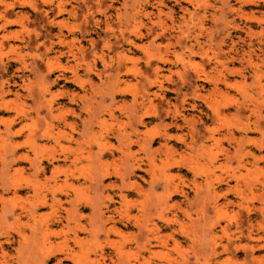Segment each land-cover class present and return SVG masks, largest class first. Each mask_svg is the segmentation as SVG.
Here are the masks:
<instances>
[{"label": "rangeland", "instance_id": "1", "mask_svg": "<svg viewBox=\"0 0 264 264\" xmlns=\"http://www.w3.org/2000/svg\"><path fill=\"white\" fill-rule=\"evenodd\" d=\"M51 1L66 13L7 0L9 20H30L0 31L20 32L0 47V94L10 87V117L23 123L14 131H64L60 147L37 141L41 155L55 147L59 157H43L44 175L13 161L25 149L0 162L11 183L37 185L50 205L36 223L27 212L37 193L4 195L0 264H264V148L246 130L257 121L264 132V0ZM145 88L156 116L138 124L145 109L131 92ZM65 180L70 197L62 190L55 202L51 190Z\"/></svg>", "mask_w": 264, "mask_h": 264}, {"label": "bare ground", "instance_id": "2", "mask_svg": "<svg viewBox=\"0 0 264 264\" xmlns=\"http://www.w3.org/2000/svg\"><path fill=\"white\" fill-rule=\"evenodd\" d=\"M248 2H250V1L248 0L247 3ZM45 3H50L49 6H48L49 8L51 6H55L56 8H54V9H56L58 15H62L64 13H66V11H67L66 7H65V4L63 2H58L56 4V3H54L51 0H45ZM0 6H3V10L0 11V21L2 23V25L0 26V31H5L6 32L9 28H11L13 26H18V27H20L21 30H26V27H27L26 21L30 20V17L24 18V17L18 16L16 14V20L15 21H11V20H9L7 18L8 15H10V11L9 10L14 11L16 9L15 8V3H13V2L7 3V0H0ZM26 6H29L31 9H33V11L38 10L36 8V6L34 4H32V3H29V2L21 3V8H25ZM24 19H26V21ZM134 20H137V18L136 19L134 18ZM58 24L60 26H62L65 23L61 22V23H58ZM18 32L19 31H17L15 33H11L10 32L8 34H4L3 36H0V47H2L5 44L6 41L10 42L11 39H15V38L19 39ZM22 40H24V38ZM19 60H20V62H19L20 65H22L25 69H27L28 66L26 64V60L24 59V57L23 56H19ZM0 61H3V57H2L1 54H0ZM55 67H54V65L52 63V60L48 59V61H47V70H48L49 74H52L54 72V70L56 69ZM58 69H60V71L62 72V77L65 80L69 81V78H67L66 75H65V72H67L68 68H66V67H61L60 68V67H58ZM71 74H72V77L70 79L72 80V82H75V83L79 82L78 72L73 69V71H71ZM57 81L58 80L56 79L54 81V83H56ZM43 89L46 90L45 87H43ZM6 93L7 94L10 93V87H8V91L7 92H5L4 87H3L2 88V93L0 94V114H2L4 116L8 115L7 118H0V124L3 125L4 130H5L4 131L5 133H2L1 129H0V162L2 163V165L4 167V161L6 160L8 153H11L12 156H16V154L20 150L25 149V150H27L26 154L23 155V156L18 157L17 159L15 158L13 161L16 164L27 162V163L30 164L31 167H33L37 177H39L41 175H44L45 172H46V168L43 167V157L44 156H45V159L47 160L48 163L52 164V162L59 161V157H57V155H56L57 154V148H55V147H60L59 139L62 137V134H63L62 133L63 130L60 129L61 128L60 127L61 124H59L58 127H56L57 128L56 130L60 129L58 132H55L56 130L54 128V125H50V124H47V127L40 131L41 133L38 131V129H36V128L32 129L28 125H24L22 127L20 126L19 129L14 131L15 127L18 124L22 123V122L19 123L21 121V114L17 113L15 116L10 117V110H12V108H11V105L9 104V102L5 100ZM131 94H132V104H133V106L137 107V108L141 107V109H145L144 114L142 113L143 115H140V116H139L138 111L135 112L136 116H137V119L136 118L135 119L138 120V124H142L143 123V119H142L143 117L145 118L147 116L149 118H152L153 116H156V113L153 110L154 99L149 94V90L147 88L144 89L143 95H141L138 91H132ZM154 96L157 97L155 94H154ZM63 124H64V122H63ZM249 129L250 130L254 129L256 133L259 132V134H261L260 139L258 140V142L260 143V146L259 145L258 146H259L260 150L263 149L264 148L263 147L264 132H263V128L260 127L259 122L256 121L254 123V128H252V129H251L250 125H248L246 127V130H249ZM25 131L28 132V134L25 137L26 141L24 143H22V144L15 143L17 139H20V138H22L24 136ZM197 135L200 136V133H197ZM97 137L98 136L95 134V132L94 133L92 132L90 138H95V140L98 142V138ZM170 138L172 139V137L167 135V140H166L167 143H168ZM39 140L46 141L47 143H54L55 147L52 148V150H50L47 155H41V154H43L42 151L44 152V148L45 147H42V146H40L38 144L37 141H39ZM195 144H196L195 141H192L191 142V147H194ZM61 147H62V145H61ZM98 148H99V158L101 159L104 156L103 150L106 149V145H101L100 143H98ZM208 149H207V146L205 144H203L202 148H201V151H200V153H202V156H200L198 158H202L204 156V153H206V151H208ZM31 155H33L34 158H31ZM36 160L38 162L35 164ZM64 160H69V157H67V155L64 156ZM198 161H200V160H198ZM58 170H60V169H57V171ZM57 171H56V173H57ZM66 171L67 170H65V172ZM62 172H60V173H62ZM0 176H3V178H0V193H1L0 194V204L3 207H6L7 204L9 203V201L4 196L7 193H13L14 195H18L19 193H21L23 191H27V192H34L35 194L37 193V195H38V193L40 191L39 187L37 185H34V184L31 185V184L27 183L25 185V187H24L21 183H11V179L12 178L9 176L7 170L5 172L2 171L0 173ZM227 180H228V178H225L224 180H220L219 182H224L225 183ZM121 181L123 182L124 179L121 178ZM226 184H228V181L226 182ZM56 185H57V188L53 186V188L51 190V193L53 195V200L55 202H56V198H57V196H56L57 192L62 191V190L66 191V194H65L66 197H68V198L70 197V194L68 193L70 185L68 184L67 180H65V185L62 186V187L58 186L57 182H56ZM210 186H211V188L209 189V191H211V193L213 195L214 205L217 208L218 205H219L220 196L216 194V189L212 188V185L208 184V188ZM225 196L226 195L224 194L223 198ZM47 199L48 198H47L46 195H44V196L38 195L36 200H35V203L32 205V207L29 210V212H27V215L31 219H33L36 223H37V220H38V216H37L38 210L44 209V208L50 206L49 205V201ZM121 199L123 200V198H121ZM51 207H54V206H51ZM2 210H3V208H2ZM13 214H15V212ZM3 216H4V212L1 213L0 217L2 218ZM57 221H58V219L56 217L51 218L50 222L48 220L46 222V224H45V227L44 228L42 227V229L47 232L49 230V227H50L48 222L52 225V223L57 222ZM111 229H114V228H111ZM43 243H45V242H43Z\"/></svg>", "mask_w": 264, "mask_h": 264}]
</instances>
